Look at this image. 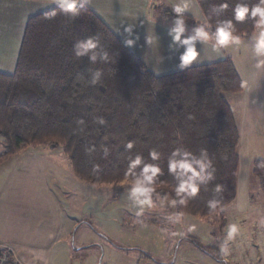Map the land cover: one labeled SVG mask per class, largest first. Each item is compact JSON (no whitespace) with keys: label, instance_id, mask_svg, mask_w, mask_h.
Here are the masks:
<instances>
[{"label":"trees","instance_id":"trees-1","mask_svg":"<svg viewBox=\"0 0 264 264\" xmlns=\"http://www.w3.org/2000/svg\"><path fill=\"white\" fill-rule=\"evenodd\" d=\"M198 2L213 24L233 19L241 38L254 31L252 19L234 20L233 8L237 2L252 6L259 0ZM223 2L229 4L227 9L216 7ZM52 10L57 15L46 19ZM165 12L176 18L171 7ZM183 16L185 22H196L191 15ZM92 35L99 36L107 61L92 63L75 56L74 42ZM97 69L102 75L92 85L91 73ZM243 89L230 58L157 75L90 7L73 18L55 6L28 18L14 72H0V136L5 147L0 163L27 147L45 145L62 150L80 179L119 183L125 179L129 157L141 155L144 163L162 170L156 192L178 200L174 188L180 180L168 172L172 151L199 156L207 150L214 179L197 180V195L175 209L209 219L237 197L241 135L227 95ZM129 141L134 147L126 150ZM153 149L160 153L155 161L149 156ZM193 167L199 171L198 165ZM252 171L264 192V160L254 159ZM217 185L220 192L215 191ZM212 200L220 202L216 209L208 207ZM6 259L2 264L13 262L10 255Z\"/></svg>","mask_w":264,"mask_h":264},{"label":"crops","instance_id":"crops-1","mask_svg":"<svg viewBox=\"0 0 264 264\" xmlns=\"http://www.w3.org/2000/svg\"><path fill=\"white\" fill-rule=\"evenodd\" d=\"M177 2L179 0H90L87 6L96 12L122 42L157 75L230 58L244 84L243 91L234 94L237 96L236 100L240 102L236 105L230 103L240 130L241 140L243 139L242 143L240 142V149L245 142L252 144V141L260 135L264 139L262 135L264 134V71H258L254 67L256 57L252 33L242 37L241 45L233 46L237 49L236 51L220 49L219 55L211 48V45H205L198 40L195 43L197 50L201 53L200 60L180 68L179 57L186 46L172 43L168 30L174 26V18L165 12L166 7L172 8V5ZM188 2L190 9L184 13L194 17L196 22H185L184 36L195 34L194 29L199 26L197 16L203 13L198 0H188ZM55 6L58 5L54 0H0V72H14L28 18ZM128 25L133 27L131 36L124 32V28ZM205 30L210 34L213 32L208 28ZM126 39H133L135 43L128 46ZM54 156H58L57 153L50 152L47 159L44 154L30 150L24 151L20 159V170L8 178L1 188L0 262L6 261V257L10 255L12 261L15 258L20 264H52V261L59 258L51 253L58 245L66 244L67 246L72 235L73 237L76 235L75 224L65 227L63 209L55 202L54 193L52 194L53 191L45 175L62 181L69 190L78 194L82 193L80 190L86 186V181L80 179L72 167L64 162L61 166L54 164L52 161ZM260 158L264 160V156ZM54 161L59 162L56 159ZM229 223L232 222L225 217H221V220L215 223L220 233L210 244L202 245L193 236L183 238L182 243L190 244L186 248H192L195 257H189L191 260L187 259L182 264H199L197 258L199 254L204 256V260L212 258L216 264H232V262L239 264L240 260L235 254L236 250L240 249V239L236 238L234 242H229L234 255L233 259L231 255L225 259L220 253V246L226 236L225 228ZM245 223L242 224L245 225ZM246 224L245 227L248 228L250 223ZM79 225L91 228L86 221ZM85 243L86 246L81 248L86 247L87 250L95 249L94 246L98 245L94 242ZM75 244L74 240L71 250L65 247L66 251L69 250L71 254H75L74 250L78 248ZM15 249L18 250L19 256ZM37 254H41L44 258L36 259ZM104 255L105 250L99 251L96 259L100 260ZM152 258L145 255L138 264L142 262L172 264L168 260L153 256ZM12 263L14 264V261ZM257 264H264V259L262 258Z\"/></svg>","mask_w":264,"mask_h":264},{"label":"rangeland","instance_id":"rangeland-1","mask_svg":"<svg viewBox=\"0 0 264 264\" xmlns=\"http://www.w3.org/2000/svg\"><path fill=\"white\" fill-rule=\"evenodd\" d=\"M234 94L227 95V99L236 105L240 101L236 100L237 96ZM237 113L239 114L238 108ZM262 138L261 135L256 137L252 144L245 142L239 150L240 165L236 200L209 219L184 213L177 220L176 213L179 212L175 209V205H172V199L169 196L166 198L160 196L159 199L153 196L155 207L146 208L144 214L137 217L135 212L129 209L131 199L127 191L130 188L128 184L86 182V186L80 190L82 193L78 194L69 190L62 181L45 175L53 191L52 194L54 193L55 202L63 209L65 227L75 224V231H77L76 235L74 237L72 235L69 239L67 246L66 244L58 245L51 253L59 258L52 261V264H138L146 253L161 260L171 261L172 264H182L190 259L189 257H195L194 250L186 248L190 244L182 243V239L193 236L202 245L210 244L220 233L215 223L221 220V217H225L232 223H238L241 228L242 234L237 237L241 240V245L235 254L240 260L239 264L259 263L262 258L264 259V192L252 169L254 159H261L260 156H264V139ZM242 141L243 139L241 143ZM29 150L44 154L47 159L50 152L57 153L58 156H54L52 160L54 164L61 166L64 162L70 166L60 149L45 145L36 148L27 147L0 163V191L7 179L20 170V159L24 151ZM4 151L3 139L0 136V154ZM54 159L59 162H55ZM83 221L91 225V228L81 227L79 224ZM243 222L250 223V226L245 227L247 224L244 225ZM193 224L196 225V230L188 232V227ZM74 240L78 248L74 250L75 254H71L69 250ZM85 242H94L98 245L94 246L95 249L87 250L86 247L81 248L86 246ZM65 247L69 249V253ZM230 249L229 257L231 255L233 259L232 248ZM102 250H105L104 257L100 260L96 259L99 251ZM15 252L19 256L17 249ZM201 255L197 257L199 264H216L212 258L204 260V256ZM13 261L14 264H20L15 258ZM232 264L235 263L232 262Z\"/></svg>","mask_w":264,"mask_h":264},{"label":"clouds","instance_id":"clouds-1","mask_svg":"<svg viewBox=\"0 0 264 264\" xmlns=\"http://www.w3.org/2000/svg\"><path fill=\"white\" fill-rule=\"evenodd\" d=\"M54 2L58 5L60 11L76 18L80 15V10L86 8L90 3V0H54ZM216 7L220 10H225L229 7V4L223 2ZM172 9L176 14V18L173 20L174 26L168 30V34L172 37L173 44L186 46L179 57L180 68H185L194 61L200 60L201 53L197 50L195 43L198 40L205 45H211V48L218 55L220 54V49L236 51L237 49L233 46H239L243 43L241 36L236 34L237 29L233 19L217 20L213 24L211 18L202 12L197 16L199 26L194 29L195 34L184 36L186 23L183 13L190 9V3L188 0H179V2L172 5ZM233 13L236 22H244L246 19L253 20L254 31L252 32V39L255 41L254 56L256 57L254 67L258 71H264V0H259L257 4L252 6L237 2L233 8ZM56 15L57 11L52 10L45 14V18L53 19ZM213 27L215 31L211 32V34L205 30V28L212 29ZM124 32L131 36L133 27L128 25L124 28ZM125 42L128 46H132L135 43L133 39H126ZM73 51L77 58L88 57L92 63H95L98 59L100 61H107L109 59V54L104 50L98 35L76 40L73 44ZM101 75L102 71L100 69L93 71L89 83L92 85L97 84L100 81ZM99 122L103 124L104 120L101 118ZM133 147L134 144L131 141L125 145L126 150H131ZM104 155H108V149L106 147L104 148ZM180 155L183 158L176 159ZM149 156L155 161L159 159L160 153L153 149L149 152ZM141 165L143 167L139 173L134 171ZM193 165H198L199 171ZM209 169L211 170L206 172ZM161 172L162 170L157 164L144 163L141 155H136L134 158L129 157L128 169L125 172V179L121 184L130 185V188L127 189L129 198L131 199L129 209L134 211L137 217L143 215L146 208L152 209L155 207L152 200L153 193L156 194L158 199L160 198V194L156 192V188L159 186L156 183V178ZM168 172L175 174V177L180 180L178 186L174 188L175 195L179 199H172V205H186L188 199L195 197L200 191V187L196 181L199 180L201 183H206L214 179L213 173L215 172V168L208 157L207 150H201L199 156H197L187 150L181 153L179 149H175L172 151L171 158L168 162ZM189 173L191 175H188ZM221 189L222 187L217 185L215 191L220 192ZM219 203L217 200L209 201L208 207L210 209H216ZM183 215V212L176 213V219L179 220ZM195 230V224L190 225L187 229L188 232H194ZM225 232L226 236L220 246V253L227 259L231 251L229 242H234L242 232L238 223H229L225 228ZM180 235H184V233H180ZM35 258L43 259L44 257L41 254H37Z\"/></svg>","mask_w":264,"mask_h":264}]
</instances>
